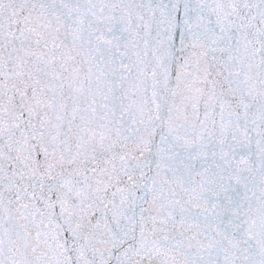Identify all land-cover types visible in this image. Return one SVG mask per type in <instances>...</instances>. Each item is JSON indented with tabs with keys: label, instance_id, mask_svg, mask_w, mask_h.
Wrapping results in <instances>:
<instances>
[{
	"label": "snow or ice",
	"instance_id": "obj_1",
	"mask_svg": "<svg viewBox=\"0 0 264 264\" xmlns=\"http://www.w3.org/2000/svg\"><path fill=\"white\" fill-rule=\"evenodd\" d=\"M0 264H264V0H0Z\"/></svg>",
	"mask_w": 264,
	"mask_h": 264
}]
</instances>
